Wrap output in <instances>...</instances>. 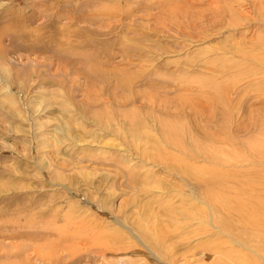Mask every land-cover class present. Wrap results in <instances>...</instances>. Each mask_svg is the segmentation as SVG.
<instances>
[{"label": "rangeland", "instance_id": "rangeland-1", "mask_svg": "<svg viewBox=\"0 0 264 264\" xmlns=\"http://www.w3.org/2000/svg\"><path fill=\"white\" fill-rule=\"evenodd\" d=\"M262 38L264 0H0V264H207L216 241L257 257L172 214L206 205L168 158L207 176L264 168L250 151L264 142ZM153 222L167 251L146 239Z\"/></svg>", "mask_w": 264, "mask_h": 264}, {"label": "bare ground", "instance_id": "bare-ground-1", "mask_svg": "<svg viewBox=\"0 0 264 264\" xmlns=\"http://www.w3.org/2000/svg\"><path fill=\"white\" fill-rule=\"evenodd\" d=\"M218 9H219V7H218ZM262 39H264V38H262ZM196 113H198V112L196 111ZM238 115H240V114H238ZM160 124H161V122H160ZM174 124H176L175 121H174ZM133 129H135V128H133ZM161 129H163L162 133L164 134V136H166V137L168 136L167 138H169L170 141L174 142L177 145V147L183 145V143L181 141V139L183 138L182 131L180 130V128L178 126L173 125L172 123L171 124L165 123L163 125V127H161ZM190 132H192V131H190ZM162 133H161V135H162ZM161 135L159 134V136H161ZM159 138L161 139L162 137H159ZM163 138L165 139V137H163ZM156 140H157V138H156ZM251 141H252V139H251ZM161 142L163 143V141H161ZM159 143H160V140H159ZM164 143H165V141H164ZM167 143H165V144H167ZM199 143H194V144H198L199 145L198 147L202 148ZM163 146H165V145H163ZM163 146L161 145V148ZM165 148H167V147H164L162 149H165ZM175 149H177V148H175ZM186 150H187V148H186ZM197 150H199V149H197ZM158 151L159 152L156 154H153L151 152L154 155L152 157L156 158L157 161L161 162V163H158L157 165L159 167H161V166L164 167L166 164L164 165L162 163H166L167 160L171 158L172 159L171 161H173V163L171 162L172 166L175 169H177L178 171L188 175L190 179L196 181L200 185V187H201L200 197L203 199V203L206 205L205 209L202 208L201 210H199V209L193 208V206H192L191 208L186 207L185 211H183V212L172 211V214L173 215L176 214V216L177 215L187 216V217H190L189 219H191V220L197 219V220L203 222L204 224L212 225L215 228L217 227L222 231L223 234H225L226 236L231 237V238H233L234 235H237V237H238L237 241L241 244V246H243V248L244 247L247 248L249 250L248 252L251 251L252 253H254L258 257L257 258L254 256L250 257V256L242 255L243 253L239 252V250L235 249L233 246H231L229 248H223L224 247L223 245L225 244L224 241H222V242L216 241L214 243H208V248L211 249L210 250L211 255L213 254L214 258H213V261L212 260L207 261L206 263L207 264H213V263L224 264V263H227L228 261H231V260H233V262H234L233 264H260L261 262H264V197L261 198L262 196H259L260 199L257 200V198H256V200L253 201L252 199L249 200V198L246 199L247 197H244L240 192L241 189H244V192H247L246 188H249V187L258 189V187L261 186V184L264 182V168L261 171L257 170V171H253V172H249V173L246 172V174H245V172H242V171H236L235 173H234V171H232L230 173L227 170H224L223 168H222L223 171H221V170H219V169H221L220 168L221 166H220L218 171H216L217 169H215L213 171L209 170L208 173H210V174L208 176L204 175V174H198V173L194 174L190 171L192 165L191 164L189 165L186 162V160L178 158V157H174V155L173 156L171 155V157H169L167 159V157H168L167 154L162 153L160 150H158ZM202 151H204V150L202 149ZM250 151L252 153H254L256 156H258L260 159H264V142H259V141L256 143L253 142V144L250 145ZM197 152H199V151H197ZM196 154H198V153H196ZM192 156H194V155L192 154ZM197 156H199V154ZM235 156H236V154H235ZM148 157H149V155H148ZM198 158H200V157H198ZM207 158H209V157H207ZM217 158H219V157H217ZM234 158L236 159V157H234ZM241 159H243V157ZM217 161H219V160L217 159ZM154 162H156V161H154ZM221 162H223V161H221ZM171 163H169V164H171ZM214 163H216V162H214ZM229 163L228 164L231 165V161ZM259 163L261 164L262 162H259ZM226 164H227V161H226ZM233 165H234V163H233ZM261 165H263V164H261ZM197 168H199V166ZM203 168H204V166H203ZM133 174H134V172H132V171L129 172L130 177H134L135 174L134 175ZM239 176H242V177H239ZM147 179H149V178H147ZM229 182H232L233 184L230 185ZM230 187L233 189H231ZM249 192L250 191L247 192V195H250L251 193H253V191H252L250 194H248ZM258 192H256V193H258ZM260 193H261V191H260ZM192 204H194V202ZM192 204H190V205H192ZM233 216L236 217V220L239 222L242 229H245V230L247 228L251 229L252 231H254L253 232L254 234L252 233V236L251 235L249 236V234H248V237H246L244 234L241 235L239 233V231H237L236 226L234 227V223H233V219H232ZM170 219L173 220L171 217H170ZM179 220H176V221H179ZM172 225H174V224H172ZM150 226H151V224H150ZM177 226H178V224H177ZM154 227L158 228L159 225L157 223L153 222V227L151 226V228H150L147 225L144 227L143 231H144V234L146 236V239L149 242H152L153 246H155L157 249H160V251L162 252L161 249H163L164 242L166 241V238L164 236L165 230L163 231V229L160 228V231L159 230L155 231L152 229ZM240 244H238V245H240ZM163 251H167L166 247H164ZM208 255L210 257L209 253H208ZM171 257H172V261H174L175 258L172 255H171ZM175 262H176V260H175Z\"/></svg>", "mask_w": 264, "mask_h": 264}]
</instances>
